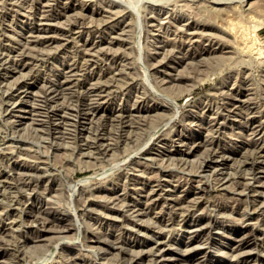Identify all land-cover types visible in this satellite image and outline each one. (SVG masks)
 <instances>
[{
    "label": "rangeland",
    "instance_id": "1",
    "mask_svg": "<svg viewBox=\"0 0 264 264\" xmlns=\"http://www.w3.org/2000/svg\"><path fill=\"white\" fill-rule=\"evenodd\" d=\"M263 50L264 0H0V264H264Z\"/></svg>",
    "mask_w": 264,
    "mask_h": 264
},
{
    "label": "bare ground",
    "instance_id": "2",
    "mask_svg": "<svg viewBox=\"0 0 264 264\" xmlns=\"http://www.w3.org/2000/svg\"><path fill=\"white\" fill-rule=\"evenodd\" d=\"M25 1V0H24ZM124 1V0H123ZM9 2V1H8ZM216 2V1H215ZM14 3V2H13ZM19 3V2H18ZM48 3V2H47ZM177 3V2H176ZM184 3V2H183ZM32 4V3H31ZM258 5H261V4H258ZM20 6V5H19ZM47 6V5H46ZM105 6V5H104ZM29 7H31V5L29 6ZM256 7V6H255ZM28 8V7H27ZM104 8V7H103ZM218 8V7H217ZM221 8V7H220ZM228 8V7H227ZM238 8V7H237ZM247 8V7H246ZM23 9V8H22ZM42 10V9H41ZM45 10V9H44ZM58 10V9H57ZM107 10V9H106ZM217 10H219V9H217ZM222 10V9H221ZM227 10V9H226ZM225 10V11H226ZM245 10V9H244ZM247 10V9H246ZM32 11V10H31ZM116 11H118V10H116ZM50 12V11H49ZM81 12V11H80ZM232 12V11H231ZM241 12V11H240ZM254 12V11H253ZM21 13V12H20ZM42 13V12H41ZM48 12H46V14H47ZM75 13V12H74ZM121 13V12H120ZM219 13H220V11H219ZM218 13V14H219ZM230 13V12H229ZM35 14V13H34ZM43 14V13H42ZM247 14V13H246ZM249 14V13H248ZM255 14V13H254ZM38 15V14H37ZM26 16V15H25ZM53 16V15H52ZM79 16V15H78ZM252 16H253V14H252ZM51 17V16H50ZM90 17V16H89ZM104 17V16H103ZM108 17V16H107ZM240 17V16H239ZM251 16H249V18H250ZM30 18V17H29ZM31 18H33V17H31ZM67 18V17H66ZM225 18V17H224ZM241 19V18H240ZM239 19V21H241ZM252 19V18H251ZM259 20H260V18H259ZM262 20V19H261ZM46 21V20H45ZM54 21V20H53ZM203 21V20H202ZM204 21H205V19H204ZM252 22H253V20H251ZM28 22V21H27ZM69 22H70V20H69ZM73 22V21H72ZM198 22V21H197ZM260 22V21H259ZM104 23V22H103ZM196 23V22H195ZM195 23H190L189 25H190V28H192L193 30H195V29H199V28H204V27H201V26H197V24H195ZM49 24V23H48ZM243 24V23H242ZM260 24H262V23H259L257 26H254V29H253V32L255 33V29H257V27L260 25ZM217 25V24H216ZM218 25H219V23H218ZM222 25V24H221ZM239 25H241V24H239ZM244 25V24H243ZM183 26V25H182ZM236 26V25H235ZM221 27V26H220ZM238 27H241V29H240V32H238L237 30H232V32H233V35H234V37L237 39V40H239V42L240 41H244L245 39H246V37H245V34H246V36H247V31L245 32V34H244V30L245 29H243V31L241 32V30H242V25L241 26H238ZM250 27V26H249ZM66 28V27H65ZM244 28V27H243ZM236 29V28H235ZM238 29V28H237ZM79 30V29H78ZM122 30V29H121ZM186 30V29H185ZM200 30V29H199ZM227 30H228V28H227ZM239 30V29H238ZM76 31V30H75ZM207 31V30H206ZM205 31V32H206ZM188 32V31H187ZM191 32V31H190ZM198 32V30H195V31H192V33L191 34H196ZM201 32V31H200ZM252 32V33H253ZM251 32H249V34H250ZM251 33V34H252ZM29 34V33H28ZM248 34V35H249ZM32 35V34H31ZM215 35V34H214ZM226 35V34H225ZM253 35V34H252ZM256 35V34H255ZM37 36H39V34L37 35ZM53 36V35H52ZM66 36H67V34H66ZM31 37V36H30ZM43 37V36H42ZM47 37V36H46ZM188 37V36H187ZM217 37V36H216ZM233 37V38H234ZM252 37V36H251ZM41 38V37H40ZM248 39H249V41H250V37L248 36L247 37ZM254 39L256 38V36H254L253 37ZM252 38V39H253ZM112 39V38H111ZM248 39H246V41L248 40ZM32 40V39H31ZM36 40V39H35ZM45 40V39H44ZM65 40V39H64ZM258 40V39H257ZM87 41V40H86ZM191 41V40H190ZM207 41V40H206ZM248 41V42H249ZM65 42V41H64ZM63 42V43H64ZM117 42V41H116ZM251 42L253 43V41L251 40ZM7 43V42H6ZM243 43V42H242ZM244 43H245V41H244ZM10 44V43H9ZM81 44V43H80ZM83 44V43H82ZM109 44V43H108ZM247 44V43H246ZM245 44V45H246ZM248 44H250V42L248 43ZM247 44V45H248ZM257 44V43H256ZM21 45H23V44H21ZM244 45V44H243ZM36 46V45H35ZM108 46V45H107ZM250 46L252 47L253 46V44H250ZM21 47V46H20ZM25 47V46H24ZM28 47H30L29 45H28ZM238 47H239V45H238ZM250 47V48H251ZM23 48V47H22ZM89 48V47H88ZM100 48V47H99ZM102 48V47H101ZM104 48V47H103ZM103 48H102V50H103ZM191 48V47H190ZM245 48V47H244ZM253 48L255 49V47L253 46ZM82 49V48H81ZM94 49V48H93ZM107 49H109V48H107ZM95 50V49H94ZM180 50V49H179ZM228 50V49H227ZM251 50V49H250ZM88 51V50H87ZM104 51V50H103ZM244 51V50H243ZM253 51V50H252ZM264 51V50H263ZM262 51V52H263ZM109 52V51H108ZM255 52H257V54L258 53H261L260 52V49L259 48H257L256 47V49H255ZM90 53V52H89ZM113 53V52H112ZM14 54V53H13ZM196 54V53H195ZM117 55V54H116ZM211 55V54H210ZM215 55V54H214ZM219 55H220V53H219ZM219 55H218V57H219ZM261 55V54H260ZM217 56V55H216ZM221 56H222V54H221ZM224 56V55H223ZM222 56V57H223ZM210 57V56H209ZM16 58V57H15ZM202 58H204V57H202ZM217 58V57H216ZM38 59V58H37ZM82 59V58H81ZM96 59V58H95ZM184 59V58H183ZM206 59V58H205ZM211 59V58H210ZM32 60V59H31ZM94 60V59H93ZM160 60V59H159ZM193 60V59H192ZM216 60V59H215ZM17 61V60H16ZM85 62H86V59L84 60ZM83 61V62H84ZM199 61V60H198ZM207 61V60H206ZM208 62V61H207ZM82 63V62H81ZM2 64V63H1ZM6 64V63H5ZM69 64V63H68ZM159 64V63H158ZM8 65V64H7ZM36 65V64H35ZM77 65V64H76ZM152 65V64H151ZM153 65L155 66L156 64H154L153 63ZM28 66V65H27ZM82 66V65H81ZM92 66V65H91ZM153 66V67H154ZM8 67V66H7ZM151 68V67H150ZM87 70V69H86ZM149 70V69H148ZM19 71V70H18ZM69 71V70H68ZM94 71V70H93ZM113 71V70H112ZM118 71V70H117ZM169 72V71H168ZM197 72V71H196ZM24 73H26V72H24ZM23 73V74H24ZM75 73V72H74ZM79 73V72H78ZM81 73V72H80ZM21 74V73H20ZM20 74H18L19 76H22V75H20ZM70 74V73H69ZM68 74V75H69ZM72 74V73H71ZM25 75V74H24ZM27 75H28V73H27ZM198 75V74H197ZM64 76V75H63ZM72 76V75H71ZM202 76V75H201ZM3 77V76H2ZM17 77V76H16ZM99 77V76H98ZM121 77V76H120ZM130 77H131V74H130ZM19 78V77H18ZM92 78V77H91ZM101 78V77H100ZM118 78V77H117ZM163 78V77H162ZM177 78V77H176ZM65 79V78H64ZM19 80V79H18ZM63 80V79H62ZM110 80V79H109ZM165 80V79H164ZM8 81V80H7ZM128 81V80H127ZM167 81V80H166ZM63 82V81H62ZM74 82V81H73ZM80 82V81H79ZM129 82V81H128ZM9 83V82H8ZM56 83V82H55ZM116 83V82H115ZM162 83V82H161ZM120 84V83H119ZM118 84V85H119ZM11 85V84H10ZM10 85H9V87H10ZM175 85V84H174ZM55 86V85H54ZM69 86V85H68ZM97 86V85H96ZM122 86V85H121ZM169 86V85H168ZM167 86V87H168ZM177 86V85H176ZM192 86H193V84H192ZM14 87V86H13ZM166 87V88H167ZM194 87V86H193ZM54 88V87H53ZM61 88V87H60ZM67 89V88H66ZM187 89H189V88H187ZM186 89V90H187ZM21 90V89H20ZM61 90H63V88L61 89ZM72 90V89H71ZM87 90V89H86ZM99 90V89H98ZM6 92V91H5ZM17 92V91H16ZM35 92V91H34ZM61 92V91H60ZM79 92H80V90H79ZM78 92V93H79ZM123 92V91H122ZM161 92V91H160ZM33 93V92H32ZM115 93V92H114ZM144 93V92H143ZM158 93V92H157ZM15 94V93H14ZM34 94V93H33ZM62 94V93H61ZM89 94V93H88ZM107 94V93H106ZM135 94V93H134ZM60 95V94H59ZM63 95V94H62ZM68 95V94H67ZM66 95V96H67ZM83 95V94H82ZM135 96V95H134ZM63 97V96H62ZM231 97V96H230ZM93 98V97H92ZM91 98V99H92ZM95 98V97H94ZM90 99V100H91ZM173 99V98H172ZM43 100V99H42ZM100 100V99H99ZM104 100V99H103ZM140 100V99H139ZM173 100H175V99H173ZM240 100V99H239ZM19 101V100H18ZM57 101H59V100H57ZM70 101H71V99H70ZM102 101V100H101ZM244 101V100H243ZM62 102V101H61ZM93 102V101H92ZM167 102V101H166ZM174 102V101H173ZM37 103V102H36ZM82 103V102H81ZM10 104V103H9ZM63 104H64V102H63ZM85 104V103H84ZM170 104H172V103H170ZM174 104V103H173ZM37 105V104H36ZM55 106H57V105H55ZM68 106V105H67ZM70 106V105H69ZM72 106H74V105H72ZM140 106V105H139ZM172 106V105H171ZM174 106V105H173ZM238 106V105H237ZM10 107V106H9ZM75 107V106H74ZM84 107V106H83ZM94 107V106H93ZM98 107V106H97ZM179 108H180V106H178ZM230 107V106H229ZM54 108V107H53ZM96 108V107H95ZM94 108V109H95ZM204 108V107H203ZM241 108V107H240ZM32 109V108H31ZM176 109V108H175ZM256 109V108H255ZM34 110V109H33ZM82 110V109H81ZM96 110V109H95ZM227 110V109H226ZM253 110V109H252ZM97 111V110H96ZM156 111V110H155ZM94 112V111H93ZM159 112V111H158ZM167 112V111H166ZM175 112V111H174ZM22 113V112H21ZM42 113V112H41ZM40 113V114H41ZM44 113V112H43ZM60 113V112H59ZM103 113V112H102ZM177 113V112H176ZM33 114V113H32ZM35 114V113H34ZM222 114V113H221ZM19 115V114H18ZM69 115V114H68ZM103 115V114H102ZM117 115V114H116ZM124 115V114H123ZM134 115V114H133ZM165 115H167V114H165ZM174 115V114H173ZM16 116V115H15ZM120 116V115H119ZM125 116V115H124ZM143 116V115H142ZM150 116V115H149ZM153 116H154V114H153ZM161 116H162V114H161ZM168 116V115H167ZM70 117V116H69ZM82 117V116H81ZM125 117H129V116H127V114H126V116ZM141 117V116H140ZM155 117V116H154ZM157 117V116H156ZM29 118H30V116H29ZM77 118V117H76ZM109 118H110V116H109ZM120 118H121V116H120ZM138 118V117H137ZM148 118H150V117H148ZM152 118V117H151ZM98 119H99V116H98ZM118 119V118H117ZM122 119H123V117H122ZM126 119V118H125ZM132 119H134V118H132ZM165 119V118H164ZM40 120V119H39ZM96 120V119H95ZM159 120V119H158ZM97 121V120H96ZM95 121V122H96ZM111 121V120H110ZM129 121V120H128ZM138 121V120H137ZM165 121V120H164ZM13 122V121H12ZM35 122V121H34ZM98 122V121H97ZM15 123V122H14ZM48 123V122H47ZM74 123V122H73ZM124 123V122H123ZM142 123V122H141ZM192 123V122H191ZM262 123V122H261ZM91 124V123H90ZM112 124V123H111ZM162 124V123H161ZM74 125V124H73ZM201 125V124H200ZM71 126V125H70ZM98 126V125H97ZM253 126V125H252ZM66 127V126H65ZM157 127V126H156ZM203 127V126H202ZM168 128V127H167ZM257 128V127H256ZM43 129V128H42ZM55 129V128H54ZM252 129V128H251ZM40 130V129H39ZM44 130V129H43ZM42 130V131H43ZM59 130V129H58ZM57 130V131H58ZM127 130V129H126ZM130 130V129H129ZM210 130V129H209ZM62 131V130H61ZM102 131V130H101ZM104 131V130H103ZM118 131V130H117ZM116 131V132H117ZM133 131V130H132ZM207 131V130H206ZM44 132V131H43ZM67 132V131H66ZM109 132V131H108ZM156 132V131H155ZM159 132V131H158ZM256 132V131H255ZM59 133V132H58ZM75 133V132H74ZM84 133V132H83ZM156 134V133H155ZM249 134V133H248ZM53 135V134H52ZM128 135V134H127ZM151 135V134H150ZM220 135V134H219ZM88 136V135H87ZM87 136H86V139H87ZM97 136H99V135H97ZM160 136H162V135H160ZM108 137V136H107ZM155 137V136H154ZM260 137V136H259ZM59 138V137H58ZM156 138V137H155ZM159 138V137H158ZM65 139V138H64ZM71 139V138H70ZM73 139V138H72ZM116 139V138H115ZM154 139V138H153ZM178 139H180V138H178ZM206 139V138H205ZM62 140V139H61ZM91 140V139H90ZM68 141H70V140H68ZM74 141V140H73ZM124 141V140H123ZM158 141H159V139H158ZM176 141V140H175ZM180 141V140H179ZM75 142V141H74ZM82 142V141H81ZM105 142V141H104ZM200 142V141H199ZM247 142V141H246ZM88 143V142H87ZM90 143V142H89ZM142 143V142H141ZM257 143V142H256ZM260 143V142H259ZM99 144V143H98ZM101 144V143H100ZM179 144H180V142H179ZM138 145V144H137ZM143 145V144H142ZM146 145V144H145ZM176 145V144H175ZM191 145V144H190ZM193 145H194V143H193ZM259 145V144H258ZM257 145V146H258ZM262 145V144H261ZM13 146V145H12ZM144 146V145H143ZM163 146V145H162ZM210 146V145H209ZM171 147V146H170ZM253 147V146H252ZM251 147V148H252ZM255 147V146H254ZM12 148V147H11ZM135 148V147H134ZM138 148V147H137ZM179 148V147H178ZM191 149V148H190ZM204 149V148H203ZM207 149H208V147H207ZM255 149V148H254ZM206 150V149H205ZM213 150V149H212ZM218 150V149H217ZM248 150V149H247ZM262 147L260 146H258V149H257V154L259 155V153H261L262 152ZM113 151V150H112ZM111 151V152H112ZM142 151V150H141ZM208 151H210L209 149H208ZM207 151V152H208ZM219 151V150H218ZM217 151V152H218ZM249 151H251V150H249ZM93 152V151H92ZM192 151L190 150V151H187V152H185L186 154H190ZM217 152H215V149L211 152L210 151V153H209V155H208V157H209V159H207L206 161H205V165H207V164H209V165H211V164H213V165H216V166H222V165H224L225 164V159H223L222 157H216V153ZM254 152L255 151H253V155H254ZM87 153V152H86ZM89 153V152H88ZM91 153V152H90ZM142 153V152H141ZM202 153V152H201ZM248 153H250V152H248ZM247 153V154H248ZM219 154V153H218ZM222 154V153H221ZM93 155V154H92ZM127 155V154H126ZM202 155V154H201ZM220 155V154H219ZM181 156V155H180ZM207 156V155H206ZM205 156V157H206ZM221 156V155H220ZM246 156V155H245ZM261 156H263V154H261ZM105 157V156H104ZM168 157V156H167ZM16 158V157H15ZM177 158V157H176ZM218 158H220V159H218ZM230 158V157H229ZM241 158V157H240ZM253 158V157H252ZM257 158V157H256ZM260 158V157H259ZM91 159V158H90ZM99 159V158H98ZM168 159V158H167ZM174 159V158H173ZM179 159V158H178ZM181 159V158H180ZM184 159V158H183ZM246 159V158H245ZM17 160V159H16ZM157 160V159H156ZM177 160V159H176ZM189 160V159H188ZM256 160V159H255ZM94 161H95V159H94ZM166 161V160H165ZM173 161V160H172ZM242 161V160H241ZM258 161V160H257ZM167 162V161H166ZM168 162H170V161H168ZM185 162H186V160H185ZM190 162V161H189ZM238 162V161H237ZM179 163V162H178ZM188 163V162H187ZM186 163V164H187ZM249 163V162H248ZM185 164V163H184ZM234 164V163H233ZM33 165V164H32ZM100 165V164H99ZM111 165V164H110ZM209 165H208V167H209ZM244 165H246V164H244ZM243 165V166H244ZM250 165L252 166V167H258V168H260L261 167V165L259 164V163H257L256 161H253L252 163L250 162ZM121 166V165H120ZM149 166V165H148ZM37 167H39V166H37ZM213 167V166H212ZM229 167V166H228ZM250 167V166H249ZM180 168V167H179ZM251 168V167H250ZM43 169V168H42ZM215 169V168H214ZM217 169V168H216ZM216 169H215V171H216ZM247 169V168H246ZM7 170V169H6ZM10 170V169H9ZM138 170V169H137ZM218 170V169H217ZM8 171V170H7ZM240 171V170H239ZM246 171V170H245ZM30 172V171H29ZM139 172V171H138ZM244 171H242V173H243ZM131 173V172H130ZM221 173V172H220ZM224 173V172H223ZM245 173V172H244ZM250 173V172H249ZM14 174V173H13ZM42 174H43V172H42ZM157 174V173H156ZM216 175H217V173H215ZM19 175V174H18ZM24 175V174H23ZM27 175V174H26ZM30 175H31V173H30ZM44 175V174H43ZM142 175V174H141ZM206 175V174H205ZM211 175V174H210ZM229 175V174H228ZM228 175H227V178H228ZM250 175V174H249ZM248 175V176H249ZM17 176V175H16ZM144 176V175H143ZM178 176V175H177ZM15 177V176H14ZM21 177V176H20ZM191 177V176H190ZM220 177V176H219ZM224 177V176H223ZM238 177V176H237ZM251 177V176H250ZM30 178V177H29ZM33 178V177H32ZM209 178V177H208ZM221 178H222V176H221ZM220 178V179H221ZM17 179V178H16ZM164 179V178H163ZM193 179V178H192ZM232 179H234V178H232ZM240 179V178H239ZM115 180V179H114ZM236 180V179H235ZM243 180V179H242ZM117 181V180H116ZM221 181V180H220ZM12 182V181H11ZM124 182V181H123ZM219 182V181H218ZM236 182V181H235ZM246 182V181H245ZM238 183H240V182H238ZM238 183H236V184H238ZM249 183V182H248ZM1 184V183H0ZM122 184V183H121ZM159 184V183H158ZM199 184V183H198ZM11 185V184H10ZM71 185V184H70ZM83 185V184H82ZM165 185V184H164ZM174 185V184H173ZM234 185H235V183H234ZM234 185H233V187H234ZM246 185V184H245ZM240 186V187H245L247 190H249L248 192L250 193H254V192H256L257 193V191L256 190H253L252 188L250 189L249 187H246V186ZM161 187V186H160ZM224 187V186H223ZM24 188V187H23ZM72 188V187H71ZM105 188V187H104ZM156 188V187H155ZM235 188V187H234ZM238 188V187H237ZM31 189V188H30ZM142 189V188H141ZM203 189V188H202ZM239 189V188H238ZM237 189V190H238ZM256 189V188H255ZM21 190V189H20ZM35 190V189H34ZM33 190V191H34ZM150 190H152V189H150ZM154 190V189H153ZM246 190V191H247ZM2 191V190H1ZM44 191V190H43ZM71 191V190H70ZM75 191V190H74ZM92 191V190H91ZM156 191V190H155ZM155 191H153V193L155 192ZM243 191V190H242ZM241 191V192H242ZM158 192V191H157ZM68 193V192H67ZM148 193H150L149 191H148ZM89 194V193H88ZM146 194V193H145ZM156 194V193H155ZM155 194H150L149 196H147L148 198H150V197H152V196H154ZM259 194V193H258ZM96 195H97V193H96ZM158 195V194H157ZM156 195V196H157ZM160 195V194H159ZM202 195V194H201ZM256 195V194H255ZM260 195H263L262 193L260 194ZM9 196V195H8ZM12 196V195H11ZM99 196V195H98ZM97 196V197H98ZM177 196V195H176ZM82 197V196H81ZM92 197V196H91ZM114 197H116V196H114ZM113 197V198H114ZM120 197H122V196H120ZM180 197V196H179ZM197 197V196H196ZM264 197V196H263ZM12 198V197H11ZM105 198V197H104ZM170 198V197H169ZM177 198V197H176ZM176 198H174L171 202H169L172 206H170V207H172L174 210H175V212H174V214L176 213V216H178V217H180V221H181V224H182V222L183 223H188V225H189V227H191V228H193L192 230H191V234L188 236V237H186V239L185 240H181V242H180V244H181V246H184L185 248L187 247L188 248V246H190L193 242H196L197 240H199L200 238H202V235H201V232H199V230H200V225H198L199 224V221L201 220V219H195L194 221H192V222H188V220H187V216L186 215H184V213L183 212H185V211H189L190 210V208H192L193 209V207L195 208V207H197L196 205H197V201H196V199H198V197L197 198H195V197H189V196H184V198L182 199L181 198V200H179V199H176ZM118 199V198H117ZM151 199V198H150ZM154 199V198H153ZM255 199V198H254ZM257 199V198H256ZM113 200V199H112ZM119 200V199H118ZM148 200V199H147ZM152 200V199H151ZM227 200V199H226ZM115 201H116V199H115ZM167 201V200H166ZM255 201V200H254ZM257 201V200H256ZM262 201H263V199H262ZM261 201V202H262ZM29 202V201H28ZM105 202V201H104ZM252 202H253V200H252ZM260 202V201H259ZM46 203V202H45ZM144 203H146V202H144ZM232 203V202H231ZM216 204V203H215ZM251 204V203H250ZM148 205H150V200H149V204ZM151 205H153V204H151ZM165 205V204H164ZM220 205V204H219ZM230 205V204H229ZM252 205V204H251ZM257 205V204H256ZM262 205H264V204H262ZM154 206V205H153ZM218 206V205H217ZM221 206V205H220ZM231 206V205H230ZM261 206V205H260ZM259 206V207H260ZM149 207H152V206H149ZM148 207V208H149ZM211 207V206H210ZM232 207V206H231ZM230 207V208H231ZM256 207V206H255ZM258 207V206H257ZM89 208V207H88ZM109 208V207H108ZM136 208V207H135ZM146 208H147V206H146ZM160 208V207H159ZM224 208V207H223ZM90 209V208H89ZM112 209V208H111ZM161 209V208H160ZM191 209V210H192ZM227 209V208H226ZM234 209V208H233ZM245 209V208H244ZM252 209V208H251ZM260 209V208H259ZM261 209H262V207H261ZM134 210V209H133ZM213 210H215L214 208H213ZM218 210V209H217ZM253 210V209H252ZM55 211V210H54ZM146 211V210H145ZM160 211V210H159ZM207 211V210H206ZM234 211V210H233ZM243 211V210H242ZM254 211H256V210H254ZM42 212V211H41ZM147 212V211H146ZM154 212V211H153ZM169 212H170V210H169ZM171 212H173V211H171ZM191 212V211H190ZM78 213V212H77ZM133 213H135V212H133ZM38 214V213H37ZM47 214V213H46ZM58 214V213H57ZM151 214V213H150ZM238 214V213H237ZM45 215V214H44ZM122 215V214H121ZM132 215V214H131ZM188 215V214H187ZM221 215H222V213H221ZM116 216V215H115ZM156 216V215H155ZM161 216V215H160ZM214 216V215H213ZM216 216V215H215ZM218 216V215H217ZM216 216V217H217ZM42 217V216H41ZM132 217V216H131ZM177 217V218H178ZM209 217H211V216H209ZM121 218V217H120ZM168 218V217H167ZM30 219V218H29ZM42 219V218H41ZM114 219V218H113ZM151 219V218H150ZM161 219V218H160ZM176 219V218H175ZM208 219V218H207ZM239 219V218H238ZM13 220V219H12ZM46 220V219H45ZM149 220V219H148ZM153 220V219H152ZM168 220H169V218H168ZM171 220V219H170ZM209 220V223L210 224H212V223H215V219L213 218V219H211V218H209L208 219ZM241 220V219H240ZM44 221V220H43ZM59 221V220H58ZM161 221V220H160ZM155 222V221H154ZM249 222V221H248ZM29 223V222H28ZM54 223V222H53ZM146 223H147V219H146ZM173 223V222H172ZM245 223V222H244ZM50 224V223H49ZM71 224V223H70ZM142 224V223H141ZM154 224V223H153ZM169 224V223H168ZM232 224V223H231ZM254 224V223H253ZM256 224V223H255ZM254 224V225H255ZM72 225V224H71ZM78 225V224H77ZM160 225V224H159ZM202 225V224H201ZM248 225V224H247ZM43 226V225H42ZM73 226V225H72ZM200 228H199V227ZM158 227V226H157ZM210 227V226H209ZM36 228V227H35ZM42 228V227H41ZM79 228V227H78ZM99 228V227H98ZM136 229V228H135ZM153 229V228H152ZM169 229H171V228H169ZM185 229V228H184ZM199 229V230H198ZM252 229V228H251ZM60 230V229H59ZM100 230V229H99ZM51 231V230H50ZM93 231V230H92ZM156 231V230H155ZM97 232V231H96ZM160 232V231H159ZM168 232V231H167ZM142 233V232H141ZM162 233V232H161ZM189 233V232H188ZM202 233H203V231H202ZM101 235V234H100ZM207 235H208V233H207ZM154 236V235H153ZM157 236V235H156ZM61 237V236H60ZM59 237V238H60ZM206 237V236H205ZM214 237V236H213ZM228 237V236H227ZM150 238V237H149ZM152 238V237H151ZM207 238H209L208 236H207ZM61 239H62V237H61ZM60 239V240H61ZM102 239V238H101ZM100 239V240H101ZM108 239V238H107ZM118 239V238H117ZM153 239V238H152ZM158 239H159V237H156V239H155V242H154V246L152 247V248H150L149 250H148V254H146V255H144V254H142L139 258H137L136 260H134V261H132L133 263H135V262H137L139 259H144V258H146L147 256H149V257H151V259L154 261V262H152V264L154 263V264H163V261H165V255H166V253L164 252V246H162L163 244H162V242H159L158 241ZM203 239V238H202ZM232 239V238H231ZM59 240V241H60ZM205 240V239H204ZM103 241H104V239H103ZM115 241V240H114ZM146 241V240H145ZM201 241V240H200ZM206 244L208 245L209 244V241L206 239ZM119 242V241H118ZM121 243H123V242H121ZM164 243H165V241H164ZM198 243V242H197ZM200 243V242H199ZM198 243V244H199ZM111 244H113V243H111ZM132 244V243H131ZM138 244V243H137ZM144 244V243H143ZM153 244V243H152ZM248 244V240H246V238L244 239V237L243 238H240V239H238V240H236V243H235V245H234V247L232 248V254H233V252H238V251H240L243 247H245L246 245ZM118 245V244H117ZM89 246V245H88ZM113 246V245H112ZM121 246V245H120ZM128 246V245H127ZM134 246H136L135 244L133 245V247ZM140 246V245H139ZM192 246H194V245H192ZM191 246V247H192ZM36 247V246H35ZM95 247V246H94ZM114 247V246H113ZM115 247H117V246H115ZM142 247V246H141ZM190 247V248H191ZM120 248V247H119ZM195 248V247H194ZM1 249V248H0ZM121 249V248H120ZM127 249V248H126ZM134 249V248H133ZM178 249V248H177ZM251 249V248H250ZM48 249H46V251H47ZM124 250V249H123ZM182 250H184V249H182ZM193 250V249H192ZM249 250V249H248ZM140 251H142V250H140ZM246 251V250H245ZM129 252V251H128ZM130 252H132V251H130ZM129 252V253H130ZM206 252V251H205ZM115 253H117V252H115ZM128 253V254H129ZM146 253H147V251H146ZM242 253H244V251H241V253H239V254H242ZM113 254V253H112ZM124 254V253H123ZM235 254V253H234ZM245 254V253H244ZM116 255V254H115ZM118 255V254H117ZM127 255V254H126ZM130 255V254H129ZM137 255V254H136ZM236 255V254H235ZM246 255V254H245ZM45 256V255H44ZM134 256V255H133ZM133 256H132V258H133ZM192 256V255H191ZM190 256V257H191ZM233 256V255H232ZM231 256V257H232ZM239 256V255H238ZM110 257H113V256H110ZM119 257V256H118ZM136 257V256H135ZM134 257V258H135ZM228 257V256H227ZM230 257V256H229ZM41 258V257H40ZM43 258V257H42ZM107 258V257H106ZM131 258V257H130ZM129 258V259H130ZM173 258V257H172ZM247 258H248V256H243V257H237V255H236V264H247ZM105 259V258H104ZM113 259V258H112ZM125 259V258H124ZM190 258H187L186 257V260H189ZM126 260V259H125ZM127 260H128V258H127ZM145 260V259H144ZM151 260V261H152ZM234 260V259H233ZM250 260V259H249ZM1 261H2V259H1ZM27 261V260H26ZM130 261V260H129ZM145 261H147V260H145ZM231 261V260H230ZM7 262V261H6ZM74 262V261H73ZM115 262V261H114ZM119 262V261H118ZM148 262H149V258H148ZM182 263V262H181ZM253 263V262H252ZM106 264V263H105ZM147 264V263H146ZM185 264V263H184ZM187 264V263H186ZM193 264V263H192ZM196 264H198V263H196ZM201 264V263H200Z\"/></svg>",
    "mask_w": 264,
    "mask_h": 264
}]
</instances>
